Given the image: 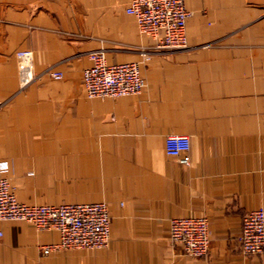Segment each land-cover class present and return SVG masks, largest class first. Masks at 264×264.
I'll use <instances>...</instances> for the list:
<instances>
[{
    "label": "crops",
    "instance_id": "crops-1",
    "mask_svg": "<svg viewBox=\"0 0 264 264\" xmlns=\"http://www.w3.org/2000/svg\"><path fill=\"white\" fill-rule=\"evenodd\" d=\"M129 1L0 0V173L21 202L105 201L110 214L106 246L46 255L56 231L0 221V264H264L238 242L243 214L264 207V0H185L183 50L141 33ZM27 48L37 76L22 87ZM99 48L141 62L140 94L86 96ZM167 135L189 137L188 163L166 154ZM186 215L208 219L206 256L168 238Z\"/></svg>",
    "mask_w": 264,
    "mask_h": 264
},
{
    "label": "built area",
    "instance_id": "built-area-1",
    "mask_svg": "<svg viewBox=\"0 0 264 264\" xmlns=\"http://www.w3.org/2000/svg\"><path fill=\"white\" fill-rule=\"evenodd\" d=\"M126 13L135 18L138 29L148 37L157 38V47L183 50L190 47L186 21L191 15L185 0H130ZM17 75L22 87L36 78L33 52H15ZM90 63L82 70V83L89 98L123 97L140 94L146 81L140 61L109 63L103 48L88 53ZM147 59V57H145ZM46 74L58 79L62 71L48 68ZM166 154L188 163L190 139L186 135H167ZM6 167H1L0 172ZM0 221H23L36 230H54L57 240L41 245L43 254L67 249H97L107 245L110 238V214L105 201L59 202L28 204L17 199L14 186L0 173ZM168 238L180 243L185 254L206 256L209 249L208 219L186 215L168 221ZM1 235V232H0ZM238 242L244 255L264 251V207L247 210L241 219Z\"/></svg>",
    "mask_w": 264,
    "mask_h": 264
}]
</instances>
